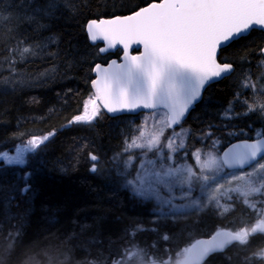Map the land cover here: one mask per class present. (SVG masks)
<instances>
[{
	"label": "trees",
	"instance_id": "16d2710c",
	"mask_svg": "<svg viewBox=\"0 0 264 264\" xmlns=\"http://www.w3.org/2000/svg\"><path fill=\"white\" fill-rule=\"evenodd\" d=\"M148 2L70 0L74 8H62L60 18L50 22V28L35 33L27 24L9 32L16 21L6 19L9 14L2 9L7 3L14 6L18 0H0V152L12 151L34 135L55 133L40 149L26 154L24 165H8L0 158V226L7 230L21 222L20 214L30 210L24 221L22 241L13 256L4 258L0 264H24L28 257H33L28 264H62L64 252L68 253L64 264H77L85 257L95 259L99 252L105 257L111 252L115 258L131 244L147 249L158 260H166L200 237L220 229L237 230L256 218L245 204L235 200V207L224 214L207 208L173 221H157L152 199L134 198L129 191L119 188L122 177L117 171L123 170L120 160L126 154L118 161L112 159L122 151L126 136L139 125L140 115L112 117L103 112L92 125L67 126L92 92L91 68L108 58L99 54L98 46L88 42L87 21L128 14ZM51 35L58 36V43L49 44L43 52L37 49L36 55L26 54L21 59L9 52L17 47L19 39L26 38L28 44H34L44 42ZM262 45L264 32L256 30L219 53L221 61L234 62L235 72L210 84L202 100L182 122V127L188 130L186 143L190 153L212 149L214 140L215 149L222 151L233 141L254 139L257 132L264 131V116L259 113L236 115L230 120L223 116L229 104L235 113L247 110L236 101V93L242 92L241 99L248 98L251 102L252 91L241 89L240 83L243 72H250L253 81L264 73L253 51ZM118 55L115 52L110 56ZM245 55L248 61L242 62ZM6 80L13 83L6 84ZM241 129L243 134L228 135ZM209 132L211 136L207 135ZM89 153L101 158L98 173L89 170L92 164ZM135 169L132 166L133 172ZM25 173H30L31 191L22 196ZM9 195L15 196L19 207H12L15 216L5 221L4 200ZM96 218L101 221L102 244L87 245V238L95 234L96 227L80 234L79 224H92ZM138 226L145 230L137 231L133 238L129 233ZM74 232L78 235L68 239ZM165 234L168 240L163 239ZM261 246L264 235L257 234L249 246L231 245L224 252L211 255L204 264H243V257ZM253 264L264 262L257 260Z\"/></svg>",
	"mask_w": 264,
	"mask_h": 264
},
{
	"label": "snow or ice",
	"instance_id": "6c2138e0",
	"mask_svg": "<svg viewBox=\"0 0 264 264\" xmlns=\"http://www.w3.org/2000/svg\"><path fill=\"white\" fill-rule=\"evenodd\" d=\"M70 7H75L70 0H18L14 6L5 4L2 11L9 14L6 19L16 21L9 32L18 30L20 24H27L33 32L39 33L60 18L62 8ZM256 30L264 32V0H149L130 14L87 21V39L93 44L102 41L106 45L99 47L100 53L120 46L123 62L112 60L106 67L101 63L94 64L91 68L96 74L91 80L93 91L67 126L92 125L105 111L117 114L148 110L143 113L141 124L126 136L122 151L112 157L118 161L128 154L123 170L117 171L122 177L119 188L129 191L134 198L154 199L157 203L154 214L160 216L175 218L192 208L197 211L215 208L219 214H224L235 207V200H240L256 218L237 230H217L210 240L190 242L166 260H158L147 249L131 244L115 258L111 252L108 257L99 252L95 259L85 257L77 264H133V261L135 264H204L213 253L223 252L230 245L249 246L257 234L264 235V131L257 132L259 138L255 141L244 140L220 155L215 152V140L212 149H196L190 153L182 128L186 114L201 99L206 86L235 72L234 62L221 61L219 53ZM56 43V35L34 44H28L26 38H22L9 52L23 59L26 54L36 55L37 49L43 52L49 44ZM133 45L142 46L143 51L136 48L139 54L133 55ZM253 51L257 54L258 67H264V45ZM248 58V55L242 56L241 61L247 62ZM11 62L15 63L14 60ZM242 76L240 88L252 91L251 102L248 98L241 99L243 93L238 91L236 101L247 110L235 113L229 104L224 119L253 112L264 116V73L255 81L250 72H243ZM5 83L12 84L13 80ZM149 121L153 122V131L146 135ZM177 127L180 131L175 130ZM166 128L173 129L167 137L164 136ZM240 134H243L242 129L239 133H228L230 136ZM54 135V132L34 135L15 149V155L0 152V158L8 165H24L26 154L40 149ZM207 135L211 136V133ZM135 150L141 151L137 154ZM188 155L194 157L195 167L187 163ZM137 158L140 162L133 172L132 166ZM89 159L92 161L89 170L98 173L102 167L101 158L89 153ZM29 177L30 173L23 176L22 196L31 191ZM226 184L229 187L226 188ZM177 187L180 188L179 196L175 191ZM197 191L199 195L194 194ZM177 200L185 203L177 204ZM12 207H19V204L14 195H9L4 200L5 221L14 218ZM29 214L30 210L20 214L21 222L7 230L0 226V261L15 253ZM100 223V218H96L92 224H79L80 234L87 233L94 225L96 227L95 234L87 238V245L102 244ZM144 230L138 226L129 235L134 238L137 231ZM77 235L74 232L68 239ZM163 239L168 240V235L165 234ZM111 243L109 240V246ZM61 255L64 264L68 253ZM32 259L28 257L24 264ZM51 259L49 257L50 262ZM257 260L264 262V246L243 257V264H253Z\"/></svg>",
	"mask_w": 264,
	"mask_h": 264
},
{
	"label": "rangeland",
	"instance_id": "374dc122",
	"mask_svg": "<svg viewBox=\"0 0 264 264\" xmlns=\"http://www.w3.org/2000/svg\"><path fill=\"white\" fill-rule=\"evenodd\" d=\"M138 115H140V116H139V119H138V122H139V125H140V124H141V121H142V118H143V113H140V114H138ZM139 125H138V126H139ZM182 128H183V134L186 135V140H187V138H188V130H187L185 127H182ZM168 129H169V128H166L165 131H164V136H165V137H167V136L169 135V133L173 131V130L168 131ZM175 130H176V131H180V129H179L178 127H177ZM145 131H146V135L149 134V133H151V132L153 131V122H152V121H149V125H148V127H147V129H146ZM136 135H138V133H136ZM177 142H179V139H177ZM25 143H26V142H25ZM25 143H24V144H25ZM24 144L19 145L18 147H22ZM135 151H136V153L138 154L141 150H135ZM215 152H217V153H219V154L221 155V150H217V149H215ZM7 153H8L9 155H15V149L12 150V151H9V152H7ZM149 156H151V153L149 154ZM127 159H128V154H126V156H125L124 159H121V160H120V164H121L122 168H123V162H124L125 160H127ZM180 159H181V162H183L184 157L181 156ZM139 162H140V161H139V158L135 159V160H134V163H133V166H135V168H136V167L139 165ZM187 163L192 164L194 167H195V165H196V161H195V159H194L193 156H191V157H188V156H187ZM134 164H135V165H134ZM235 183L243 184V182H235ZM233 186H235V184H234ZM225 187L227 188V187H229V185L226 184ZM175 191H176V195L179 196V195H180V188L177 187ZM162 194H164V193L162 192ZM194 194H195V195H199L198 191H197L196 193H194ZM233 194H235V193H233ZM235 195H236V194H235ZM253 199H257V198L254 197ZM152 200H153L154 203H155V209H154V210H156V209H157V203H156V201H155L154 199H152ZM176 203H177V204H181V203H185V201L177 200ZM222 203H223V201H222ZM204 210H205V209H204ZM191 212H199V211H197L195 208H192V209H188V210L186 211L185 214L179 215V216H177V217H175V218H171V217H168V216H160V215H157V214H156L155 218L157 219V221H160V222H163V221H166V220H171V221H173V220H176V219H178V218L186 217V216H188ZM133 264H135V261H133Z\"/></svg>",
	"mask_w": 264,
	"mask_h": 264
},
{
	"label": "water",
	"instance_id": "95a60500",
	"mask_svg": "<svg viewBox=\"0 0 264 264\" xmlns=\"http://www.w3.org/2000/svg\"><path fill=\"white\" fill-rule=\"evenodd\" d=\"M128 14H130V13H128ZM121 15H127V14H121ZM111 17H112V16H111ZM111 17H101V18H111ZM88 21H89V20H88ZM85 26H86V25H85ZM85 33H86V31H85ZM86 36H87V34H86ZM88 42H89L91 45H93V46H95V45H100L99 47L106 46V45L103 44L102 41H98L96 44H93V43L90 42L89 40H88ZM136 48H139V51H140V52L143 51V47H142V46L133 45V49H132V54H133V55H138V54H139V52L135 51ZM98 49H99V48H98ZM118 50L120 51L119 58H113V59L108 60L106 63H104V64L101 63V64H102L103 66L106 67L109 63H111L112 60H116L118 63L123 62V61H122L123 52H122V49L120 48V46H118V47L115 48V49H110L108 52H104V53H100V52H99V54H100V55L111 54V53H115V52L118 51ZM98 51H99V50H98ZM92 73H93V75H94V78H93V79H95V78H96V74H95L94 72H92ZM229 75H230V74H228L227 76H229ZM227 76H226V77H227ZM221 79H223V78H221ZM221 79L214 80V81L211 82L210 84L215 83V82H217V81H220ZM210 84H209V85H210ZM209 85H207L206 88H207ZM206 88H205V90H206ZM205 90L202 91V97H203V93H204ZM92 91H93V89H92ZM202 97H201V99H200L199 101H197V102L193 105V107L189 110V112L186 114L184 120L188 117L189 113L195 108V106H196V105L202 100ZM146 111H148V110H138V111L135 112V113L124 112V113L113 114V113H107L106 111H105V113L108 114L109 116L117 117V116H121V115H137V114H140V113H144V112H146ZM184 120H183V121H184ZM169 129H171V128H169ZM171 130H173V129H171ZM258 138H259V137H258ZM258 138H256V139H258ZM256 139H239V140L233 141V142H231L230 144H228L227 146H225V147L223 148V150L221 151V155L223 154L224 151H227V150H228L232 145H234V144L241 143V142L244 141V140H248L249 142H253V141H255ZM223 230H228V229H223ZM216 232H217V231H216ZM216 232L212 233L211 235H209V236H207V237H200V238H198V239H199V240H210V239L212 238V236H214V235L216 234ZM198 239H196V240H198ZM230 246H231V245H230ZM230 246L226 247L225 250H226L227 248H229ZM225 250H224V251H225ZM224 251H223V252H224ZM216 253H220V252H216ZM213 254H215V253H213ZM213 254H211V255H213ZM211 255H210V256H211ZM210 256H208L207 259H208ZM207 259H206V260H207ZM206 260H205V261H206Z\"/></svg>",
	"mask_w": 264,
	"mask_h": 264
},
{
	"label": "flooded vegetation",
	"instance_id": "af4514ba",
	"mask_svg": "<svg viewBox=\"0 0 264 264\" xmlns=\"http://www.w3.org/2000/svg\"><path fill=\"white\" fill-rule=\"evenodd\" d=\"M113 58H115V57H113ZM116 58H119V56L118 57H116ZM205 92V91H204ZM204 94V93H203Z\"/></svg>",
	"mask_w": 264,
	"mask_h": 264
}]
</instances>
